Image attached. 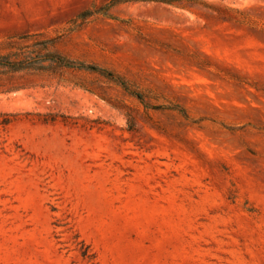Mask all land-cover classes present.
Here are the masks:
<instances>
[{
  "label": "rangeland",
  "instance_id": "obj_1",
  "mask_svg": "<svg viewBox=\"0 0 264 264\" xmlns=\"http://www.w3.org/2000/svg\"><path fill=\"white\" fill-rule=\"evenodd\" d=\"M0 55V264H264V0H0Z\"/></svg>",
  "mask_w": 264,
  "mask_h": 264
},
{
  "label": "trees",
  "instance_id": "obj_2",
  "mask_svg": "<svg viewBox=\"0 0 264 264\" xmlns=\"http://www.w3.org/2000/svg\"><path fill=\"white\" fill-rule=\"evenodd\" d=\"M45 60H50L53 62H58L66 67H71V68H79V69H87V70H92L95 72H100L102 74H105L107 76H112V74L104 69H100V67L96 66V65H85L84 63H79V62H74V61H69V60H65L63 57H48ZM5 67H9V68H15L18 69L20 68L19 65H17L16 63L10 61L6 56L0 55V68H5Z\"/></svg>",
  "mask_w": 264,
  "mask_h": 264
}]
</instances>
